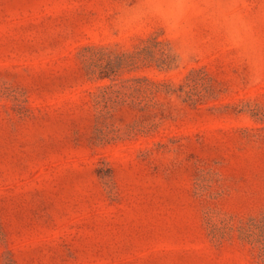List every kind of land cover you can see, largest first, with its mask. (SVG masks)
<instances>
[{
    "label": "rangeland",
    "instance_id": "1",
    "mask_svg": "<svg viewBox=\"0 0 264 264\" xmlns=\"http://www.w3.org/2000/svg\"><path fill=\"white\" fill-rule=\"evenodd\" d=\"M0 264H264V0H0Z\"/></svg>",
    "mask_w": 264,
    "mask_h": 264
}]
</instances>
